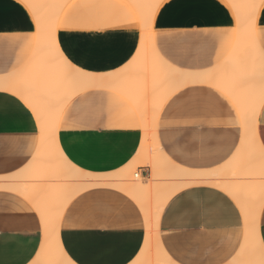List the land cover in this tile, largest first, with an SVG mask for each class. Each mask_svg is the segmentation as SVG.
Listing matches in <instances>:
<instances>
[{
  "label": "crops",
  "instance_id": "obj_1",
  "mask_svg": "<svg viewBox=\"0 0 264 264\" xmlns=\"http://www.w3.org/2000/svg\"><path fill=\"white\" fill-rule=\"evenodd\" d=\"M25 4L0 0V77H18L33 66L29 61L38 45V21ZM229 4L233 5L230 0H163L152 20L158 52L187 70L212 69L224 62L238 38V14ZM137 12L131 0H70L58 21L59 46L74 66L91 73H127L123 67L133 61L144 38ZM262 28L264 12L259 10L256 35L264 49ZM45 70L47 65L33 83L37 89L50 80ZM17 85L25 89L27 82L17 80ZM63 108L53 132L74 165L91 172H112L134 160L144 122L138 107L122 91L111 85L92 86ZM53 109L47 99L34 107L18 89L0 86V175L28 174L31 169L40 173L49 165L34 163L37 167L32 168L41 139L38 114H46L42 117L46 119ZM157 117L164 150L184 166L209 172L166 203L159 230L165 249L180 264L239 261L246 232L241 205L249 196L238 193L245 197L244 203L236 193L237 202L235 194L223 187L242 181L245 170L238 167L249 162L238 155L243 145L239 105L220 86L197 81L174 90ZM258 128L264 145V104ZM231 161L238 167H228ZM140 169L144 177L150 176ZM41 217L32 197L19 189L0 187V264H49L48 259L39 260L45 229ZM259 230L264 243V205ZM59 233L64 250L77 264H133L146 239V220L128 193L115 186L94 185L65 207Z\"/></svg>",
  "mask_w": 264,
  "mask_h": 264
},
{
  "label": "bare ground",
  "instance_id": "obj_2",
  "mask_svg": "<svg viewBox=\"0 0 264 264\" xmlns=\"http://www.w3.org/2000/svg\"><path fill=\"white\" fill-rule=\"evenodd\" d=\"M23 1L29 5L38 21V45L29 61L33 66L18 77L1 76L0 86L18 89L34 107H39L42 99H47L54 105V113L46 119V114L43 116L37 112L41 116V119L38 118L41 139L35 153L37 162H33L32 168L36 166L34 163H39L38 167H43L45 162L49 165H44L41 174L33 173L31 169L32 172L29 170L31 173L28 174L23 171L24 174L21 175H0V187L23 191L35 200L41 210L45 229L39 260L48 259L49 264H77L62 246L60 218L68 203L82 190L94 185H110L133 197L145 216L146 239L133 264H180L172 259L161 241L160 218L166 203L177 191L195 181L203 180L208 177L209 172L184 166L164 150L158 136L156 117L164 101L174 90L191 82L204 81L223 88L236 101L243 114V145L238 150V155L240 153L241 157L248 158L245 161L254 162L250 166L246 162L249 167L242 163L238 167L236 162L231 161L228 167H241L246 176L250 173L258 174V177H245L243 174L242 181L237 182L236 179L234 181L237 183L223 184L227 191L235 194L236 199L239 192L249 196L245 208L242 207V202L239 203L244 210L246 232L239 253L241 259L233 264H264V243L259 230L264 205V145L258 133L259 114L264 104V49L256 35L260 0H230L238 14L237 42L224 62L207 70L182 69L168 62L158 52L152 38V20L163 0H131L139 12L144 38L133 61L123 67V71H127L124 74L91 73L74 66L65 56L58 43L57 31L60 15L70 0ZM253 4L257 7L253 8ZM254 13L255 23L252 19ZM44 65H47L48 70L45 71L50 74V80L46 86L37 89L33 83H36V77L42 72ZM17 80L27 82V87L19 88ZM100 85H111L130 97L140 110L144 122L142 143L134 160L112 172H91L74 165L67 159L59 145L58 135L53 132L54 127L57 129L59 113L67 102L77 93ZM36 90L38 94H35ZM138 162L149 166V177L133 170ZM46 167L47 171H52V168L54 171L47 173ZM59 171L61 178L56 174ZM43 172L50 177H39ZM233 172L238 173L234 169ZM131 175L134 177L131 178Z\"/></svg>",
  "mask_w": 264,
  "mask_h": 264
},
{
  "label": "rangeland",
  "instance_id": "obj_3",
  "mask_svg": "<svg viewBox=\"0 0 264 264\" xmlns=\"http://www.w3.org/2000/svg\"><path fill=\"white\" fill-rule=\"evenodd\" d=\"M51 121H52V119H51ZM140 168H145L146 169V174H145V176H149V174H150V169H149V166H147V165H144V164H142V163H140V162H138V163H136L135 164V166L133 167V170L134 171H140V173H142V170L140 169ZM143 174V173H142ZM244 175H246V173H243ZM251 174H253V175H251ZM250 176H252V177H258V174H256V173H250L249 174ZM53 176V175H52ZM51 176V177H52ZM55 177H56V175H54ZM58 176V175H57ZM60 176V178H61V175H59ZM58 176V177H59ZM29 177H33V176H29ZM35 177H38V176H35ZM39 177H41V176H39ZM50 177V176H49ZM63 177V176H62ZM66 177V176H65ZM132 177H134L133 175H131V178ZM162 178H171V177H160V179H162Z\"/></svg>",
  "mask_w": 264,
  "mask_h": 264
},
{
  "label": "snow or ice",
  "instance_id": "obj_4",
  "mask_svg": "<svg viewBox=\"0 0 264 264\" xmlns=\"http://www.w3.org/2000/svg\"><path fill=\"white\" fill-rule=\"evenodd\" d=\"M27 6H28V5L25 4V7H27ZM228 6H229V7H232L233 5L229 4ZM251 6H252L253 8H256V7H257L256 4H253V5H251ZM258 7H259V9H260L262 12H264V0H260ZM252 19H253V23H255V13L253 14V18H252ZM261 32L264 33V28L261 29Z\"/></svg>",
  "mask_w": 264,
  "mask_h": 264
},
{
  "label": "built area",
  "instance_id": "obj_5",
  "mask_svg": "<svg viewBox=\"0 0 264 264\" xmlns=\"http://www.w3.org/2000/svg\"><path fill=\"white\" fill-rule=\"evenodd\" d=\"M136 175H137V173H136Z\"/></svg>",
  "mask_w": 264,
  "mask_h": 264
}]
</instances>
